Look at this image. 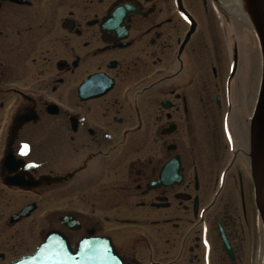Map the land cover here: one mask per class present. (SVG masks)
Masks as SVG:
<instances>
[{"label":"flooded vegetation","instance_id":"af4514ba","mask_svg":"<svg viewBox=\"0 0 264 264\" xmlns=\"http://www.w3.org/2000/svg\"><path fill=\"white\" fill-rule=\"evenodd\" d=\"M214 1L0 0V264L51 231L125 264H237L253 68L234 43L231 75Z\"/></svg>","mask_w":264,"mask_h":264},{"label":"water","instance_id":"95a60500","mask_svg":"<svg viewBox=\"0 0 264 264\" xmlns=\"http://www.w3.org/2000/svg\"><path fill=\"white\" fill-rule=\"evenodd\" d=\"M251 15L257 29L262 55V79L250 129L251 162L254 175L262 161L264 144V0H248ZM14 264H123L109 242L94 240L83 242L76 253H72L61 237L48 236L37 251L28 258Z\"/></svg>","mask_w":264,"mask_h":264},{"label":"rangeland","instance_id":"374dc122","mask_svg":"<svg viewBox=\"0 0 264 264\" xmlns=\"http://www.w3.org/2000/svg\"><path fill=\"white\" fill-rule=\"evenodd\" d=\"M210 8L214 10L215 6L212 3L210 5ZM218 34L220 35L222 42V50L224 54V58L226 56V49H225V37L229 34L228 32L231 29H234L236 25L238 26L239 30L241 31L242 28L244 31V36H249V43L248 48L250 51V57H249V63L251 67L253 68L252 73V82L254 83V90H256L257 87V81H258V74H259V64L257 60L258 56V48L256 40L253 38L251 32L249 31L247 20L243 15H238L236 13H231L230 8L224 6L220 0H218ZM216 19V14L213 11ZM241 24V25H240ZM248 32V34H247ZM224 35V36H221ZM229 36V35H228ZM256 97V92L255 96ZM247 182V183H246ZM248 180L245 179L244 185L246 186V199H247V207H248V226L245 228V233L243 236L238 239H236L234 242L238 246V258L237 264H263L264 259V226L261 224V218L258 215L257 211L255 210V198L253 196L252 188L248 185ZM250 184V183H249ZM230 197L232 200L237 199V202H239V194L238 191L229 190L227 193H224L223 200L227 201V198ZM238 232H241L238 230ZM220 254L218 253V260H219ZM220 261V260H219Z\"/></svg>","mask_w":264,"mask_h":264},{"label":"bare ground","instance_id":"6f19581e","mask_svg":"<svg viewBox=\"0 0 264 264\" xmlns=\"http://www.w3.org/2000/svg\"><path fill=\"white\" fill-rule=\"evenodd\" d=\"M222 4L228 8H230L231 11L243 15L246 18L250 19L253 22V18L251 15V9L250 5L248 4V0H220ZM254 23V22H253ZM259 176V193H258V204L261 209V219L264 226V162H263V170L261 174H258ZM264 264V259H263Z\"/></svg>","mask_w":264,"mask_h":264}]
</instances>
